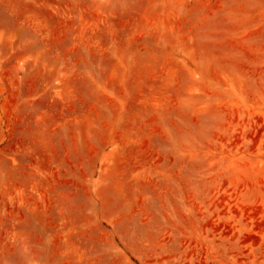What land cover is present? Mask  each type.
I'll return each instance as SVG.
<instances>
[{"label":"rangeland","instance_id":"obj_1","mask_svg":"<svg viewBox=\"0 0 264 264\" xmlns=\"http://www.w3.org/2000/svg\"><path fill=\"white\" fill-rule=\"evenodd\" d=\"M0 264H264V0H0Z\"/></svg>","mask_w":264,"mask_h":264}]
</instances>
